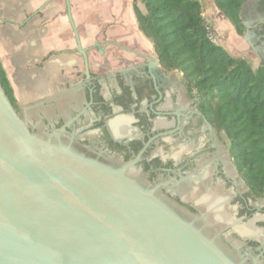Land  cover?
Wrapping results in <instances>:
<instances>
[{
    "label": "flooded vegetation",
    "instance_id": "1",
    "mask_svg": "<svg viewBox=\"0 0 264 264\" xmlns=\"http://www.w3.org/2000/svg\"><path fill=\"white\" fill-rule=\"evenodd\" d=\"M27 5L21 2L18 21L2 19L0 11V25L14 26L23 34L34 22L35 27L24 31V39H38V58L27 64L31 57L24 43L13 45L9 38L4 52L10 56L14 49V56L20 54V69L30 75L56 66L51 83L55 91L15 109L28 131L110 168L129 165L125 169L129 178L153 190L156 198L234 264H264V193L247 186L226 143L198 111L181 77L165 71L152 55L140 50L120 21L105 23L89 42H80L84 55L76 43L73 51L50 49L46 41L51 24L42 12L48 4L40 11ZM257 5L256 12L264 14V0ZM250 23L254 41L264 45L254 35L264 20ZM69 58L75 62L57 66L59 59ZM243 227L250 233L240 234Z\"/></svg>",
    "mask_w": 264,
    "mask_h": 264
},
{
    "label": "water",
    "instance_id": "2",
    "mask_svg": "<svg viewBox=\"0 0 264 264\" xmlns=\"http://www.w3.org/2000/svg\"><path fill=\"white\" fill-rule=\"evenodd\" d=\"M259 1L240 9L248 43L250 22L264 20ZM128 166L113 169L31 134L0 85V264H234L129 178Z\"/></svg>",
    "mask_w": 264,
    "mask_h": 264
},
{
    "label": "trees",
    "instance_id": "3",
    "mask_svg": "<svg viewBox=\"0 0 264 264\" xmlns=\"http://www.w3.org/2000/svg\"><path fill=\"white\" fill-rule=\"evenodd\" d=\"M245 0H213L215 8L243 36ZM141 6V8L139 7ZM200 0H134L140 34L161 67L181 74L198 111L227 140L229 155L247 186L264 193V65L253 69L208 38ZM254 35L264 42V23ZM0 85L14 110L13 90L0 63Z\"/></svg>",
    "mask_w": 264,
    "mask_h": 264
},
{
    "label": "crops",
    "instance_id": "4",
    "mask_svg": "<svg viewBox=\"0 0 264 264\" xmlns=\"http://www.w3.org/2000/svg\"><path fill=\"white\" fill-rule=\"evenodd\" d=\"M24 1L28 4L27 9L35 11H40L42 6L48 4L47 9L42 12L47 13L46 20L51 24V32L48 34L49 39L46 41V43L50 45V49H67L70 51L75 49V40L66 17V8L63 0H0V11H2L1 18L11 22L18 21L22 12L20 4L21 2L22 4L25 3ZM126 1L127 0H69L70 14L79 34L80 42L82 44L89 42V39L94 36L105 23L112 21H120L121 24L129 30H131V26L135 34L145 41L144 37L137 29L134 14L130 7L131 4L126 5ZM131 1L132 0H130L129 3H131ZM35 18L37 20L39 16L37 15ZM9 27L13 28L15 31L17 30L11 25H0V58L2 56V60L4 59V61H6L4 63L11 68L12 72H15L17 65L12 62L14 57L13 51L10 52L9 56L5 54L3 49L5 42L10 43V41H8L9 36L7 33L3 32V29ZM131 34L133 37L132 42H137L132 32ZM145 42L147 47H149V42ZM5 64L4 68L7 71V66H5ZM19 67L23 68L22 64Z\"/></svg>",
    "mask_w": 264,
    "mask_h": 264
},
{
    "label": "rangeland",
    "instance_id": "5",
    "mask_svg": "<svg viewBox=\"0 0 264 264\" xmlns=\"http://www.w3.org/2000/svg\"><path fill=\"white\" fill-rule=\"evenodd\" d=\"M129 1L130 0L126 1V5L131 4L130 7L132 8V3L134 0H132L131 3H129ZM200 2L203 7L202 16L208 25V31L213 43L222 47L232 57L243 58L247 60L253 69L257 68L260 65H264V45H259L257 42H255L253 35L250 37V43H248L244 37L238 36L235 33L234 28L227 21V19H225L224 16L215 8L213 4V0H200ZM139 7L141 8V6ZM222 24H224V26ZM130 29H131L130 32L133 33V36L135 37V40L138 43V44L136 43L138 48H140V50H142L143 52H146L152 55L153 57H155L154 51L150 43H149L150 46L148 45L149 47H147L145 41L148 40L144 38L145 39L144 41L143 39L139 38L135 34L131 26ZM0 61L5 71L4 62L6 61H4V59L2 60V56L0 58ZM12 62H14V60ZM16 65L17 68H20L19 67L20 63ZM5 66H7V71H5V73L7 75L10 86L13 90L15 100L17 102V105L20 106L23 103L18 99L16 95L14 79L12 77L14 72L11 71V68L8 67V65L5 64ZM170 73L174 75H179L181 77V74H178L177 72H170ZM220 137H222L223 141L227 145L228 142L224 138V136L221 135Z\"/></svg>",
    "mask_w": 264,
    "mask_h": 264
},
{
    "label": "bare ground",
    "instance_id": "6",
    "mask_svg": "<svg viewBox=\"0 0 264 264\" xmlns=\"http://www.w3.org/2000/svg\"><path fill=\"white\" fill-rule=\"evenodd\" d=\"M34 25H35L34 22H31L30 24H28V26L26 27V29L24 31H29L32 27H35ZM222 25L224 26V24H222ZM24 31H23V34H21V33H18L17 30L15 31V30H13V28H10V27L7 28V29H3V32L7 33V35L9 36L8 38L12 41L13 45H17L20 42H23L24 43V48L27 51H29L30 54L29 53L28 54L31 57V60L29 58V59L26 60V62H27V64H30L31 62H33L35 59L38 58V53L40 52V44H39L38 39L36 41H34V40L26 41L24 39V37H25L24 36ZM4 42H5V40H4ZM21 49H23V48H21ZM12 50L14 51V49H12ZM19 58H21L20 57V54L18 56H16V54H15V56L13 57V60L15 62V63L14 62L13 63L15 65L18 64V63H20L19 62ZM22 59L25 60V58H22ZM69 60H70V58L68 60H64V61H62V60L59 59L58 62L60 64H57V66L60 65L59 67H63L66 64V62H68ZM69 62H75V59H71ZM52 68H47V69L44 68V69H42L41 72H39V75L38 76L30 75L29 74V71H25L24 69L17 68V70L13 73L14 74L13 75V79H14V84H15L16 95H17L18 99L22 103H27V102H29L31 100L36 99V98H40L42 96L50 95V94H52L55 91L53 89V87L51 86L52 81L54 82L55 77H56V75H55V69H56L55 64H53ZM115 131L118 132V131H121V130L117 127ZM207 204H208V202H207ZM221 210H222L221 212H223V209H221ZM218 222H219V220H218ZM229 224L231 225V223H229ZM248 227L240 228L238 230V232L240 234H248V233H250Z\"/></svg>",
    "mask_w": 264,
    "mask_h": 264
},
{
    "label": "built area",
    "instance_id": "7",
    "mask_svg": "<svg viewBox=\"0 0 264 264\" xmlns=\"http://www.w3.org/2000/svg\"><path fill=\"white\" fill-rule=\"evenodd\" d=\"M207 31H208V29H207ZM208 38L212 41L211 36H210V34H209V31H208ZM212 42H213V41H212Z\"/></svg>",
    "mask_w": 264,
    "mask_h": 264
}]
</instances>
